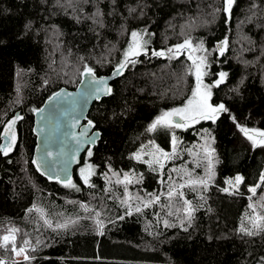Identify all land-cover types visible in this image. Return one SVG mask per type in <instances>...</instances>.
I'll return each mask as SVG.
<instances>
[{
	"label": "trees",
	"instance_id": "1",
	"mask_svg": "<svg viewBox=\"0 0 264 264\" xmlns=\"http://www.w3.org/2000/svg\"><path fill=\"white\" fill-rule=\"evenodd\" d=\"M225 2L0 0V149L8 122L16 121L12 148L0 151L2 264H264V229L252 223L264 216V145L240 131H264V0H234L230 11ZM133 32L144 35L147 53L128 58L109 95L88 113L100 131L81 160L94 166L89 182L76 171L75 187L48 180L32 159L34 110L61 87L74 88L87 68L104 75L119 67ZM189 38L207 48L210 102L227 111L175 130L188 141L192 130L209 132L215 175L199 196L186 192L191 218L175 211L163 223L154 214L163 209H130L107 177L134 172L143 191L160 190V172L136 154L149 141L172 148L173 129L150 126L185 103L194 81L182 56L154 53ZM238 175L240 184L226 185ZM11 229L15 240L5 244ZM24 242L29 259L15 260L12 249Z\"/></svg>",
	"mask_w": 264,
	"mask_h": 264
},
{
	"label": "rangeland",
	"instance_id": "2",
	"mask_svg": "<svg viewBox=\"0 0 264 264\" xmlns=\"http://www.w3.org/2000/svg\"><path fill=\"white\" fill-rule=\"evenodd\" d=\"M225 5L227 7L226 2ZM139 34H140L139 38L141 40V43L143 44V48L140 54L147 53V48H146L147 41L142 33ZM186 40L191 41L193 48L196 49V51L193 52L192 55L194 57H203L206 61L208 55L207 48L200 42L193 41L190 38ZM186 40L177 43L173 46H170L166 49L159 50L157 52H163L165 56H169L173 58L182 56L185 60H187L189 72L194 81L193 87L191 89V94L188 98L190 99L192 92L196 86L195 67L193 65L192 60L188 59V54H189L188 49L182 50L181 53L178 55L175 52L177 46L183 44ZM132 44H133V40L131 36L128 49ZM201 45H202V49H201ZM170 49L172 51H169ZM226 49H227V45L223 43L222 47L220 48L221 53H224ZM202 71L204 72V75L202 77L203 84L209 86L211 89V85L205 80L206 67H204ZM218 80H221L220 76ZM211 95H212V90H211ZM188 99H186L183 105H178L169 110H164L158 117L155 118L151 126L157 121L158 118L162 117L166 112H171L173 109L184 107ZM219 105L220 104L213 106H219ZM180 123H184V121ZM196 124L197 123L191 124L187 128L191 126H195ZM158 125L165 126L163 124H158ZM170 128L173 129V134L171 139L172 148L169 151L162 149L160 146H158L156 142L149 141L138 152L141 154V158L138 160L146 161L153 168L157 169L158 172H160L161 177L159 179L160 182L158 183L160 184L159 185L160 190L152 191L150 193L143 191L141 187L138 185L141 184L142 181L141 176L134 172H122L120 174L118 172H110L107 177L108 184H118L117 187L119 191L121 188V193H120L122 195L121 199L123 203H126L130 209H137L148 205L149 207L160 208L165 210V211L159 210L154 213L157 218L160 216L162 217L163 223L169 222V218L175 216V211H177L180 217L183 219L189 217V211L190 212L192 211V205H191V200L186 196V192H188L189 189L190 193L192 194L195 193L199 196L200 190L206 189L208 184H210V182L213 180V177L215 175V165H216V159L212 150V142H213L212 136L209 134L207 130L205 129H200L198 131L192 130V132L195 134V138L193 140L188 141L178 137L175 131L177 129L185 130L187 128H175V127H170ZM249 130L250 131L255 130L256 132H264L262 130H256V129H249ZM173 137H175V143L173 141ZM254 138L257 140L260 139V137L258 136ZM9 145H11V142L8 140L6 142L5 147ZM157 148L160 149L161 152L168 154L169 158L164 159L162 156H160V153L156 151ZM86 153H87L86 155L89 154V152ZM152 154H155L156 158L159 159L160 163H156L154 161ZM161 165L163 166L161 167ZM89 166H91L92 169L91 175H92L94 172V166L88 161L81 163L79 166H77L75 170L77 174L80 176L82 182L84 183L85 181L83 176L81 175V172L82 170H87ZM173 169H175V171ZM85 174L87 175V172H85ZM91 175H89L88 177V182ZM126 175L128 176L130 182L124 181V177ZM189 181H204L205 183H189ZM180 185H184V186L181 188L179 187ZM226 185L234 186L236 185V183L231 185L230 184H226ZM170 188L174 190L175 192L174 195L169 196ZM167 202H169L168 205H166ZM189 205H191V209H189ZM11 230L2 236L3 243H5L3 240V237L5 235H11L14 236L15 238L16 236L15 232H12ZM8 243H13V241L10 240ZM26 246H28V243L24 242L22 247L25 248ZM21 249H17V250H21ZM15 256H16V252L13 251V258L16 260Z\"/></svg>",
	"mask_w": 264,
	"mask_h": 264
},
{
	"label": "water",
	"instance_id": "3",
	"mask_svg": "<svg viewBox=\"0 0 264 264\" xmlns=\"http://www.w3.org/2000/svg\"><path fill=\"white\" fill-rule=\"evenodd\" d=\"M223 43L220 41L216 44L219 53ZM117 68L104 75L94 72L88 75L84 70L74 88L61 87L34 110L32 130L35 146L32 159L48 180L59 183L71 180L84 153L100 139V131L88 120V113L95 101L109 95L107 89L120 75L116 72ZM172 120L175 123L182 122L179 117H173ZM2 136L5 140L1 149L5 147L6 139L9 140L8 136Z\"/></svg>",
	"mask_w": 264,
	"mask_h": 264
},
{
	"label": "snow or ice",
	"instance_id": "4",
	"mask_svg": "<svg viewBox=\"0 0 264 264\" xmlns=\"http://www.w3.org/2000/svg\"><path fill=\"white\" fill-rule=\"evenodd\" d=\"M234 3V0H226V4H227V9L228 11L231 10L232 4ZM132 40H133V44L129 47L127 53L125 54V62L121 63L119 65V67L116 69L117 73H121L122 70L124 69V67L126 66V64L129 62L128 58L129 57H134V56H138L143 48V44L141 43L140 40V34L137 32H133L132 34ZM184 49H188L189 50V54H188V59L192 60L193 65L195 67V76H196V86L195 89L192 92L191 98L187 100L186 105L182 108H176L173 109L171 112H166L162 117L158 118L157 121L151 126V128L154 130L156 128V126L158 124H163L167 127H175V128H187L188 126H190L191 124H195L198 123L201 120H212L213 122L217 119L218 115L223 112V111H227V109L224 107L223 104H220L219 106H213L210 103L211 100V89L209 86L203 84L202 81V77L204 75V72L202 71V69L204 67H206V61L203 57H194L192 55L193 52L196 51L195 48H193L191 41L186 40L183 44L178 45L177 48L175 49L176 54H180L182 50ZM201 49H202V45H201ZM169 51H172L171 49ZM157 56H162L164 55L163 52H156L154 53ZM133 63L135 61H132ZM86 74L88 75H93V70L91 68H87L86 69ZM225 74L221 73L220 74V78L221 81L224 79ZM95 83H102V81H95ZM108 92H110V89H107ZM173 117H179L180 120L184 121V123H174L172 118ZM16 123L15 120H13L11 123L8 124V131L5 132L6 136H11L12 141H15V134L12 132L13 129V125ZM91 124V122H89ZM240 131L243 132L245 134V136L248 137L249 140H251L253 142V144H260V145H264V132H256L255 130H249L247 128L241 127ZM260 137L259 140L255 139L254 137ZM173 141L175 143V137H173ZM11 145L0 149V151H3L5 153V155L8 153V151H10ZM158 153H160V156H162L164 159L169 158L168 154L163 153L160 151V149L157 148L156 150ZM48 155H51V153H48ZM89 155H91V153L89 152ZM153 155V159L156 163H160L159 159L156 158L155 154ZM137 159L141 158V154L137 153L136 156ZM39 167V165H37ZM163 165H161L162 167ZM175 171V169H173ZM85 172H87V175L85 174ZM92 169L91 166H89V168L87 170H82L81 175L84 178L85 183H88V177L89 175H91ZM243 180L242 176H237L235 178V183L236 184H240ZM124 181L125 182H130L128 176L126 175L124 177ZM120 182V181H118ZM189 183H205L204 181H189ZM229 184H231V181H228ZM66 186H71V187H75L74 184L71 183V181L69 180ZM91 186V185H90ZM184 185H180L179 187H183ZM251 192L255 193L256 189L255 188H251L250 189ZM175 192L173 189L170 188L169 190V196L174 195ZM187 203V202H185ZM264 206V205H262ZM250 207L253 208V211L255 212V206L254 205H250ZM189 209H191V205H189ZM140 209L137 208V211H139ZM189 218H191V212L189 211ZM264 216H260L257 215L255 217V219L253 220V228L256 229H264ZM12 232H15L17 230L13 229L11 230ZM241 232H244L246 235H253L255 234L252 231H248L245 228H241ZM14 236L11 235H5L3 237V240L5 242V244H7L10 240H12L14 242ZM14 252H16V255H22L24 254V250L21 249L19 251H17L16 248L12 249ZM25 259H29V257L27 255H25ZM0 264H2V262H0Z\"/></svg>",
	"mask_w": 264,
	"mask_h": 264
},
{
	"label": "flooded vegetation",
	"instance_id": "5",
	"mask_svg": "<svg viewBox=\"0 0 264 264\" xmlns=\"http://www.w3.org/2000/svg\"><path fill=\"white\" fill-rule=\"evenodd\" d=\"M12 121H13V120H10V121L8 122V124L11 123ZM8 124H7V126H6V130H8ZM12 132L15 134V124L13 125ZM8 138H9V141L11 142V148H12L14 142L12 141L11 136H8ZM7 141H8V140L6 139L5 143H6ZM4 146H6V145L4 144ZM4 148H5V147H4ZM11 148H10V149H11Z\"/></svg>",
	"mask_w": 264,
	"mask_h": 264
},
{
	"label": "crops",
	"instance_id": "6",
	"mask_svg": "<svg viewBox=\"0 0 264 264\" xmlns=\"http://www.w3.org/2000/svg\"><path fill=\"white\" fill-rule=\"evenodd\" d=\"M19 248H21V247H19ZM23 248V247H22ZM23 250H24V248H23ZM18 251V250H17ZM25 255H26V252H25V250H24V254H22V255H19V256H15L16 257V260H24L25 259Z\"/></svg>",
	"mask_w": 264,
	"mask_h": 264
},
{
	"label": "bare ground",
	"instance_id": "7",
	"mask_svg": "<svg viewBox=\"0 0 264 264\" xmlns=\"http://www.w3.org/2000/svg\"><path fill=\"white\" fill-rule=\"evenodd\" d=\"M19 251V250H18Z\"/></svg>",
	"mask_w": 264,
	"mask_h": 264
}]
</instances>
